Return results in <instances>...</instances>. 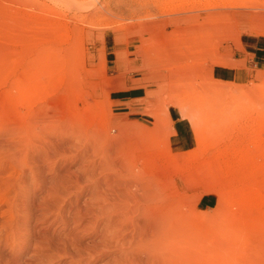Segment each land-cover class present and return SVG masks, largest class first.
<instances>
[{
	"label": "rangeland",
	"instance_id": "rangeland-1",
	"mask_svg": "<svg viewBox=\"0 0 264 264\" xmlns=\"http://www.w3.org/2000/svg\"><path fill=\"white\" fill-rule=\"evenodd\" d=\"M0 222V264H264V0H0Z\"/></svg>",
	"mask_w": 264,
	"mask_h": 264
},
{
	"label": "crops",
	"instance_id": "crops-1",
	"mask_svg": "<svg viewBox=\"0 0 264 264\" xmlns=\"http://www.w3.org/2000/svg\"><path fill=\"white\" fill-rule=\"evenodd\" d=\"M212 199L209 198V197H203L202 199H200L199 201V207L201 209H207V208H210L211 205H212Z\"/></svg>",
	"mask_w": 264,
	"mask_h": 264
},
{
	"label": "bare ground",
	"instance_id": "bare-ground-1",
	"mask_svg": "<svg viewBox=\"0 0 264 264\" xmlns=\"http://www.w3.org/2000/svg\"><path fill=\"white\" fill-rule=\"evenodd\" d=\"M25 184V183H24ZM25 194V193H24ZM24 201V200H23ZM27 220H29V219H25V220H23L22 221V225L23 226H27L26 225V223H28V221ZM18 222V221H17ZM1 223V222H0ZM3 225V224H2ZM17 228V229H16ZM15 229H14V232H13V236H11L12 237V239L15 241V237H16V234H15V231H17V233H21V230H18V229H22L23 230V227L21 226V225H18L17 227H16ZM6 230V229H5ZM166 244V243H165ZM163 256V255H162ZM8 260V259H7ZM4 263H6V262H4Z\"/></svg>",
	"mask_w": 264,
	"mask_h": 264
}]
</instances>
